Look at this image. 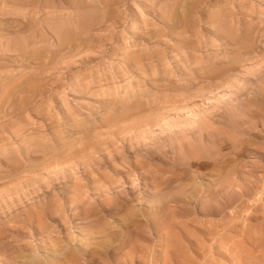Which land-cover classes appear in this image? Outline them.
Wrapping results in <instances>:
<instances>
[{"label": "rangeland", "instance_id": "374dc122", "mask_svg": "<svg viewBox=\"0 0 264 264\" xmlns=\"http://www.w3.org/2000/svg\"><path fill=\"white\" fill-rule=\"evenodd\" d=\"M24 263L264 264V0H0Z\"/></svg>", "mask_w": 264, "mask_h": 264}, {"label": "bare ground", "instance_id": "6f19581e", "mask_svg": "<svg viewBox=\"0 0 264 264\" xmlns=\"http://www.w3.org/2000/svg\"><path fill=\"white\" fill-rule=\"evenodd\" d=\"M90 16V15H89ZM87 17V16H86ZM83 20V19H82ZM82 23V22H81ZM82 25V24H81ZM66 34V33H65ZM15 49V48H14ZM16 50V49H15ZM252 71V70H251ZM12 82V81H11ZM2 90V89H1ZM24 94V93H23ZM22 96V95H21ZM199 150H200V148H199ZM202 151V150H201ZM195 152H197V151H195ZM198 152H200V151H198ZM193 157V156H192ZM234 168V167H233ZM226 182V181H225ZM54 247H55V245H54ZM57 251H58V249H57ZM33 258V257H32ZM19 260V259H18ZM23 260V259H22ZM25 260V259H24ZM17 262V261H16ZM15 262V263H16ZM24 262V261H23ZM30 262V261H29ZM18 263V262H17ZM20 263V262H19ZM25 264V263H24ZM27 264V263H26ZM28 264H30V263H28Z\"/></svg>", "mask_w": 264, "mask_h": 264}]
</instances>
